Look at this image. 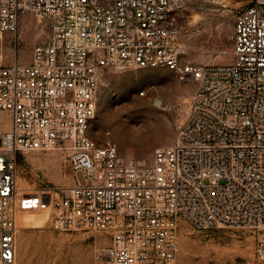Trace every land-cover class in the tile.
I'll use <instances>...</instances> for the list:
<instances>
[{"label": "built area", "instance_id": "2783aa9c", "mask_svg": "<svg viewBox=\"0 0 264 264\" xmlns=\"http://www.w3.org/2000/svg\"><path fill=\"white\" fill-rule=\"evenodd\" d=\"M183 0H0V33L25 15L47 29L26 60L0 62V264H16L18 213L46 211L54 231H98L93 264H176L183 223L253 234L264 264V0L233 16L226 63L182 62ZM153 67L190 77L172 141L146 165L90 135L104 70ZM143 94V91L140 92ZM55 151L71 183L47 202L16 184V154Z\"/></svg>", "mask_w": 264, "mask_h": 264}, {"label": "rangeland", "instance_id": "374dc122", "mask_svg": "<svg viewBox=\"0 0 264 264\" xmlns=\"http://www.w3.org/2000/svg\"><path fill=\"white\" fill-rule=\"evenodd\" d=\"M244 4L245 0H183L182 62H229L233 16ZM16 34L15 44L12 33H0L1 63L12 60L14 46L20 60H26L31 47L46 40L47 29L25 15ZM194 86L190 77L167 69L104 70L89 135L100 144L109 140L121 154L149 165L153 150L172 141ZM8 126V114L0 110V135ZM71 180L69 165L55 151L16 154V184L23 192L47 202L56 187ZM45 219L46 211L36 207L18 213L16 264H93L95 250L106 242L100 232L54 231ZM253 244V234L246 228L198 230L183 223L176 264H253Z\"/></svg>", "mask_w": 264, "mask_h": 264}, {"label": "bare ground", "instance_id": "6f19581e", "mask_svg": "<svg viewBox=\"0 0 264 264\" xmlns=\"http://www.w3.org/2000/svg\"><path fill=\"white\" fill-rule=\"evenodd\" d=\"M156 103H157V101H156Z\"/></svg>", "mask_w": 264, "mask_h": 264}]
</instances>
